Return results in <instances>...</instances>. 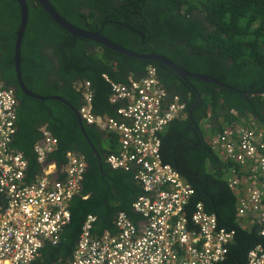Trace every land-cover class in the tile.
<instances>
[{
    "label": "trees",
    "instance_id": "obj_1",
    "mask_svg": "<svg viewBox=\"0 0 264 264\" xmlns=\"http://www.w3.org/2000/svg\"><path fill=\"white\" fill-rule=\"evenodd\" d=\"M24 1L28 21L21 42V72L30 92L44 98L58 96L78 110L81 97L74 85L87 80L94 92V113L114 116L116 106L108 103L110 87L102 74L124 83L128 74L139 77L153 66L167 93L185 102L190 115L170 123L160 136L162 160L177 169L194 189L192 205L201 201L206 212L216 215L219 226L235 230L227 246L226 264H246L248 251L261 240L254 229L243 231L235 222V197L220 179L221 163L203 142L200 123L209 113L212 132H219L222 125H229L231 130L238 126L250 129L247 124L251 120L262 123L251 127L264 128V102L252 96L264 91V0H48L57 14L74 27L101 30L105 38L128 51L160 55L180 69L215 79L224 87L191 77L183 80L164 65L73 38L34 0ZM19 20L18 4L0 0V80L5 87L15 88L16 99L22 102L17 108L18 131L11 147L27 158L28 181L37 173L33 146L41 137V125L48 126L58 145L50 160L63 165L65 153L71 151L83 155L88 164L81 193L88 195L87 200L72 199L69 225L56 246L46 245L41 250L36 264L68 262L87 215L97 218L93 226L96 233L115 232L113 219L118 211L138 221L131 203L141 191L130 173L112 171L105 164L106 155L115 151L114 138H106L94 127L84 128L101 158L100 170L75 115L66 105L33 99L21 92L13 65ZM246 42L254 46L246 47ZM248 52L252 61L245 59ZM199 100L200 105H196Z\"/></svg>",
    "mask_w": 264,
    "mask_h": 264
},
{
    "label": "built area",
    "instance_id": "obj_2",
    "mask_svg": "<svg viewBox=\"0 0 264 264\" xmlns=\"http://www.w3.org/2000/svg\"><path fill=\"white\" fill-rule=\"evenodd\" d=\"M102 77L110 84L108 102L117 106L115 116L93 113L89 82L75 87L84 102L79 114L86 125L117 139V151L107 155L105 163L111 170L132 172L141 188L132 210L145 224L139 229L120 212L113 223L116 234L96 236V217L88 215L71 259L53 264L222 263L235 231L220 227L201 202L189 209L194 190L161 156L160 134L168 123L184 118V105L178 97L166 100L153 66L140 78L129 76L126 84ZM16 109L14 92L0 82V264H36L43 247L56 246L69 225V206L81 192L87 163L67 152L62 179L54 180L58 164L49 161L58 145L44 125L33 147L39 169L28 181V160L11 147ZM250 125L225 127L206 142L229 172L227 186L238 197L236 222L256 228L261 239L248 251L246 264H264V128Z\"/></svg>",
    "mask_w": 264,
    "mask_h": 264
},
{
    "label": "water",
    "instance_id": "obj_3",
    "mask_svg": "<svg viewBox=\"0 0 264 264\" xmlns=\"http://www.w3.org/2000/svg\"><path fill=\"white\" fill-rule=\"evenodd\" d=\"M14 1L18 4L19 9H20V20H19L18 29L15 33V44H14V54H13V65H14L15 77H16V82L18 84L19 89L21 90V92L25 96L31 97L33 99H37L40 101L55 100V101H59V102L63 103L64 105H66L75 115L78 126L80 128V131H81L82 135L84 136V138L87 140L88 145H89L90 149L92 150L93 155L97 159L100 170H101V158H100L99 154L97 153V151L93 148L91 142L88 141V138H87V135H86L85 129H84L85 126L82 123V121L78 115L77 110L74 109L73 107H71V105L68 102L62 100L58 96H52V97L44 98V97L38 96V95L30 92L25 87L23 80H22V73H21V42H22V38H23L25 29L27 26L28 9H27V6H26V3L24 0H14ZM35 1L50 16V18L55 22V24H57L61 29L67 31L73 38H81V39L93 41L97 44L103 45L105 48H107L111 51H114V52L119 53L121 55H125V56L130 57V58H134V59L141 60V61H152V62H156V63L161 64V65H164L167 68H169L171 71H173L175 74H177L178 77L183 79V80H185L188 77H191L193 79L199 80V81L206 83V84H213V85L218 86V87H224V85H222L220 82H218L217 80L212 79L210 77L201 76V75H194V74L192 75V74L180 69L179 67L174 65L172 62H170L169 60H167L166 58H164L160 55L153 54V53L136 54L134 52H130V51L118 46L117 44L110 41L109 39L105 38L102 35L101 30H99L97 32H89V31H84L82 29L74 27L73 25H71L70 23H68L64 19H62L57 14V12L54 10V8L52 7V5L49 3L48 0H35ZM14 91H15V89H14ZM244 95H246V94H244ZM21 104H22V102L18 101V106H21ZM198 104H200V102H198ZM53 161L55 163L57 162L56 160H53ZM62 168H63V166L60 165L58 168V171L53 175L54 180L58 179V177L60 176V174L62 172Z\"/></svg>",
    "mask_w": 264,
    "mask_h": 264
},
{
    "label": "clouds",
    "instance_id": "obj_4",
    "mask_svg": "<svg viewBox=\"0 0 264 264\" xmlns=\"http://www.w3.org/2000/svg\"><path fill=\"white\" fill-rule=\"evenodd\" d=\"M35 1V0H34ZM36 2V1H35ZM37 3V2H36ZM50 3V2H49ZM38 4V3H37ZM51 4V3H50ZM39 5V4H38ZM42 9V8H41ZM43 10V9H42ZM44 11V10H43ZM45 12V11H44ZM46 13V12H45ZM47 14V13H46ZM206 26V25H205ZM85 31V30H84ZM90 32V31H89ZM111 41V40H110ZM247 44H246V47H250L251 45H252V47L254 46V44H252L251 42H246ZM127 50V49H126ZM131 52V51H130ZM137 54V53H136ZM22 73V72H21ZM144 73H145V71H144ZM144 73H143V75H144ZM103 75H105L107 78H108V76L106 75V74H102V76ZM143 75H141V76H143ZM101 76V77H102ZM129 76H131V77H134V78H140L141 76H139V77H135L133 74H128L126 77H125V79H124V83H118V84H126V79L129 77ZM156 76H157V73H156ZM102 79L105 81V79L102 77ZM109 79V78H108ZM157 79H158V77H157ZM109 81L110 82H112V83H116L117 84V82H114V81H112L111 79H109ZM0 82L2 83V86L4 87V88H7V89H11L13 92H14V96H15V92H16V89L15 88H12V87H5L4 86V84H3V82L0 80ZM84 82H88L87 80H85V81H81V82H79V83H77V84H75L74 85V89H75V87H77L79 84H81V83H84ZM158 82H159V84L161 85V83H160V81L158 80ZM105 83L110 87V84L108 83V82H106L105 81ZM223 85V84H222ZM161 87L163 88V86L161 85ZM14 89H15V91H14ZM92 89V88H91ZM164 89V88H163ZM165 90V89H164ZM93 91V90H92ZM166 91V90H165ZM94 93V92H93ZM111 93V87H110V92H109V94ZM166 94H167V97H166V100H170V99H172L173 97H178V99H179V102L181 103V104H183L184 105V114H185V116H184V118H180V119H175V120H173V121H181V120H185L186 118H187V116L188 115H190V111L187 113L186 112V104H185V102H183L181 99H180V97L178 96V95H173V96H170L168 93H167V91H166ZM247 95V94H246ZM245 95V96H246ZM252 96H256V97H258L261 101H263L264 102V91H261V92H258V93H255V94H253ZM81 97V96H80ZM108 97H109V95H108ZM15 98H16V96H15ZM17 100V99H16ZM81 100V103H80V107H79V109L77 110V112H78V115H79V117H80V114H79V110H80V108L83 106V104H84V102H83V99L81 98L80 99ZM93 100H94V97H93ZM108 100V99H107ZM199 102H200V100H199ZM109 103V102H108ZM201 103V102H200ZM198 104V103H197ZM196 104V105H197ZM109 105H111V104H109ZM198 105H200V104H198ZM91 106H92V110H93V101H92V104H91ZM112 106H115V105H112ZM19 106H18V100H17V108H18ZM117 107V106H116ZM116 109V108H115ZM93 113H94V110H93ZM95 114V113H94ZM230 114L231 115H233V116H235L234 115V113L233 112H231L230 111ZM16 115H17V109H16ZM96 115V114H95ZM103 115H105V114H103ZM103 115H97V116H103ZM107 115V114H106ZM109 116V115H108ZM115 116V115H114ZM113 117V116H112ZM80 119H81V117H80ZM209 119H210V114L208 113L207 114V116H206V119L205 120H203L200 124H203V126H204V128H205V130H206V132H207V138H204L203 136H202V140H203V142L209 147V144L206 142L207 141V139H209L211 136H213V135H215V134H217V133H219V132H221L224 128H225V125H222V129L218 132V131H214V132H212V127H211V123L209 122ZM17 121V120H16ZM82 121V120H81ZM173 121H171L170 123H172ZM219 122L221 123V122H223L222 120H219ZM241 122V124H242V120L240 121ZM82 123L84 124V126H89V125H86L85 124V122L84 121H82ZM170 123H168V125L170 124ZM249 123H253L254 125L255 124H258L259 126H261L262 125V123H257L256 121H254V120H251ZM17 125V124H16ZM167 125V126H168ZM42 126H44V125H42ZM41 126V127H42ZM167 126H166V128H167ZM229 126V125H228ZM41 127L38 129V131H39V133H40V129H41ZM48 127V126H47ZM91 127H94V128H96L98 131H100V132H102L103 134L104 133H106V132H104L102 129H100L99 127H96V126H91ZM165 128V129H166ZM165 129H164V131H165ZM201 130V129H200ZM17 131H18V127H17ZM163 131V132H164ZM162 132V133H163ZM161 133V134H162ZM41 134V133H40ZM106 134H108V133H106ZM161 134H160V136H161ZM105 135V134H104ZM202 135H203V133H202ZM108 137V139H109V137H112L113 138V136H110V135H105V137ZM106 137V138H107ZM111 138V139H112ZM40 139H41V137H40ZM40 139L38 140V141H40ZM160 140H161V138H160ZM37 141V142H38ZM36 142V143H37ZM35 143V144H36ZM34 144V145H35ZM115 146H117V142H116V145ZM58 148V147H57ZM210 148V147H209ZM14 149V148H13ZM15 150V149H14ZM210 150L213 152V154L218 158V156H217V154L210 148ZM15 151H17V150H15ZM117 151V148H115V151L114 152H111V153H115ZM19 152H21V151H19ZM67 152H71V151H67ZM66 152V153H67ZM65 153V154H66ZM111 153H109V154H111ZM76 154V153H75ZM109 154H107V155H109ZM106 155V156H107ZM25 156V155H24ZM84 158V157H83ZM106 158V157H105ZM85 160V159H84ZM218 160H219V162L221 163V169L219 168V176L221 177L222 176V178H220L225 184H226V186L228 185V179H229V172L227 171V169H226V167L223 165V163L220 161V159L218 158ZM49 162H54L53 160H50ZM55 163V162H54ZM57 163V162H56ZM87 163V162H86ZM164 163V162H163ZM106 164V163H105ZM167 164V163H166ZM62 165V164H61ZM107 165V164H106ZM170 165V164H169ZM59 166L60 165H58V168H59ZM63 166V165H62ZM108 166V165H107ZM109 167V166H108ZM173 167V166H172ZM87 169H88V164H87V168H86V171H87ZM111 170V169H110ZM177 170V169H176ZM86 171H85V173H86ZM112 171H119V170H112ZM178 171V170H177ZM208 171H209V169H208ZM120 172H123V173H130L131 174V176H132V178H133V174H132V172H124V171H120ZM179 172V171H178ZM84 173V174H85ZM180 173V172H179ZM209 173H210V171H209ZM211 174V173H210ZM181 175V174H180ZM182 177V176H181ZM183 178V177H182ZM83 180H84V177H83ZM183 180L187 183V184H189L184 178H183ZM133 181H134V179H133ZM83 182V181H82ZM138 186H139V184L136 182V181H134ZM190 185V184H189ZM140 188V187H139ZM192 188V187H191ZM227 188H228V186H227ZM193 189V188H192ZM229 189V188H228ZM81 190H82V183H81ZM194 190V189H193ZM230 190V189H229ZM140 191H141V188H140ZM231 191V190H230ZM232 192V191H231ZM233 193V192H232ZM141 194V193H140ZM139 194V195H140ZM138 195V196H139ZM194 195H195V191H194ZM194 195L192 196V198L194 197ZM233 195H234V197H235V211H236V202H237V198L238 197H236V195L233 193ZM85 196H88V195H84V196H82V197H85ZM137 196V197H138ZM137 197L133 200V202L137 199ZM88 198V197H87ZM192 198H191V200H190V206H189V209H191L196 203H198V202H201V201H197L196 203H194L193 205L191 204V201H192ZM81 200H82V198H81ZM87 200V199H86ZM133 202L131 203V210H132V204H133ZM202 203V202H201ZM203 204V203H202ZM204 206V205H203ZM192 211H193V209H192ZM120 212H123V211H119L118 213H120ZM117 213V214H118ZM123 213H125V212H123ZM132 213H134L133 212V210H132ZM208 213V212H207ZM116 214V215H117ZM126 214V213H125ZM134 214H136V213H134ZM116 215L114 216V219H113V223H114V220H115V217H116ZM137 216H139L138 214H136ZM88 216V215H87ZM86 216V217H87ZM94 216V215H93ZM128 216V215H127ZM216 216V215H215ZM235 216V215H234ZM140 217V216H139ZM129 218V217H128ZM141 219H142V217H140ZM217 218V217H216ZM134 224H136V226L139 228V229H142L143 228V226H144V220L142 219V222L141 221H136V222H134L131 218H129ZM83 222V221H82ZM96 222H97V218H96ZM95 222V223H96ZM235 222H236V217H235ZM217 223H218V220H217ZM237 223V222H236ZM82 224V223H81ZM219 225V224H218ZM94 226V225H93ZM239 226V225H238ZM113 227H114V224H113ZM221 227V226H220ZM115 229V228H114ZM255 231H256V233H257V236H258V231H257V229L256 228H253ZM231 230H234V229H231ZM92 231H93V234H95L96 236H100L101 234H103L104 232H109L110 234H112V235H114V234H116V229H115V232H111V231H109V230H105V231H103L101 234H99V233H96L95 231H94V229L92 228ZM235 231V230H234ZM259 237V236H258ZM260 238V237H259ZM261 240V239H260ZM46 246V245H45ZM256 246V245H255ZM44 248V247H43ZM76 248V247H75ZM73 255V254H72ZM227 260H228V255H227V258L222 262V263H219V264H226V262H227ZM58 262H60V261H58ZM54 263H57V262H54ZM65 263V262H64ZM235 264H238V263H235Z\"/></svg>",
    "mask_w": 264,
    "mask_h": 264
},
{
    "label": "crops",
    "instance_id": "obj_5",
    "mask_svg": "<svg viewBox=\"0 0 264 264\" xmlns=\"http://www.w3.org/2000/svg\"><path fill=\"white\" fill-rule=\"evenodd\" d=\"M42 126V125H41ZM40 126V127H41ZM39 127V128H40ZM105 135H110V136H112L111 134H106V133H104ZM115 136V135H114ZM107 137V136H106ZM114 138V137H113ZM112 141H114V142H116L117 141V139L116 138H114V140H112ZM113 142V143H114ZM34 147V146H33ZM116 148H117V146H115ZM92 151V150H91ZM77 154V153H76ZM79 156H81V157H83V155H81V154H78ZM102 162V161H101ZM105 162V161H104ZM38 165V164H37ZM38 169H39V165H38V168H37V172H38ZM57 171H58V169H57ZM59 179L58 180H61L62 179V176H59L58 177ZM54 179V178H53ZM83 189V188H82ZM81 193H82V190H81V192H80V194L79 195H77V196H75V197H79L80 199L82 198V195H81ZM119 212V211H118ZM118 212H116V214L118 213ZM115 214V215H116ZM137 218H138V221H141L142 222V219L139 217V216H136ZM240 226H242V228H244V230L243 231H249V230H253V228H247V225L246 224H241ZM51 246V245H50ZM45 247V246H44Z\"/></svg>",
    "mask_w": 264,
    "mask_h": 264
},
{
    "label": "rangeland",
    "instance_id": "obj_6",
    "mask_svg": "<svg viewBox=\"0 0 264 264\" xmlns=\"http://www.w3.org/2000/svg\"><path fill=\"white\" fill-rule=\"evenodd\" d=\"M245 59L248 60V61H252V58H251L250 52H248V53L246 54V58H245ZM200 129H201V132L203 133V137H204V138H207V132H206V130H205L203 124H200Z\"/></svg>",
    "mask_w": 264,
    "mask_h": 264
},
{
    "label": "flooded vegetation",
    "instance_id": "obj_7",
    "mask_svg": "<svg viewBox=\"0 0 264 264\" xmlns=\"http://www.w3.org/2000/svg\"><path fill=\"white\" fill-rule=\"evenodd\" d=\"M45 51L47 52L48 55L50 54L48 49H46Z\"/></svg>",
    "mask_w": 264,
    "mask_h": 264
}]
</instances>
